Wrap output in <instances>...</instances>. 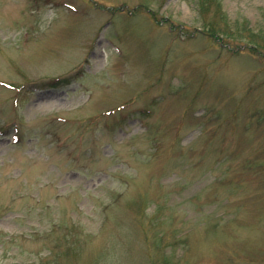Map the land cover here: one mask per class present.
<instances>
[{
  "label": "rangeland",
  "instance_id": "1",
  "mask_svg": "<svg viewBox=\"0 0 264 264\" xmlns=\"http://www.w3.org/2000/svg\"><path fill=\"white\" fill-rule=\"evenodd\" d=\"M249 33L264 0H0V264H264Z\"/></svg>",
  "mask_w": 264,
  "mask_h": 264
},
{
  "label": "trees",
  "instance_id": "2",
  "mask_svg": "<svg viewBox=\"0 0 264 264\" xmlns=\"http://www.w3.org/2000/svg\"><path fill=\"white\" fill-rule=\"evenodd\" d=\"M205 4H201V6H204ZM209 34H211V35H214V36H222V35H224L223 33H222V31L219 29V28H215V27H211V25H210V29H209ZM226 33H229V32H226ZM226 36H231V35H226ZM239 36V38H241V39H243V38H245V37H248L249 38V42L250 43H254L255 45H253V49H254V51H256L257 53H260V52H262L261 50H259V49H257L258 47H260V48H264V38H261L260 40L261 41H259V39H251V34L249 33L248 35H242V34H239L238 35ZM254 37H255V35H254ZM111 112V110H108V111H106V114H109ZM103 115H105V114H103ZM108 116V115H107ZM95 119L94 118H92V119H89V121H94ZM165 262H166V259H164L163 261H162V263L163 264H165Z\"/></svg>",
  "mask_w": 264,
  "mask_h": 264
}]
</instances>
